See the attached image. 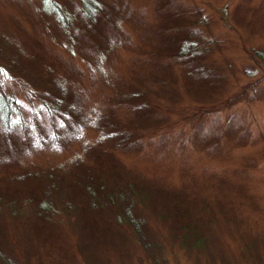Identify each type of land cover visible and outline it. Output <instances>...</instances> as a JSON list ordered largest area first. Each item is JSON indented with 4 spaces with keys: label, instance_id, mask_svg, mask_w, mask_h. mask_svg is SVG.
<instances>
[{
    "label": "rangeland",
    "instance_id": "374dc122",
    "mask_svg": "<svg viewBox=\"0 0 264 264\" xmlns=\"http://www.w3.org/2000/svg\"><path fill=\"white\" fill-rule=\"evenodd\" d=\"M53 1L73 14L67 30L45 0H0V63L16 55L24 74L0 79V93L14 94L25 124L13 144L0 125V264H264V70L249 54L264 49V0H96L92 23L81 0ZM194 29L204 52L189 74L169 41ZM49 74L66 81L79 118L99 114L132 142L84 124L62 148L32 146V128L57 124L32 113ZM49 173L62 180L55 198L80 197L83 176L172 201H139L142 237L107 209L85 223L40 216Z\"/></svg>",
    "mask_w": 264,
    "mask_h": 264
},
{
    "label": "trees",
    "instance_id": "16d2710c",
    "mask_svg": "<svg viewBox=\"0 0 264 264\" xmlns=\"http://www.w3.org/2000/svg\"><path fill=\"white\" fill-rule=\"evenodd\" d=\"M81 3L79 8L80 15H82L87 22L92 23L94 18L96 19L97 15L101 13L100 4L96 2V0H81ZM43 12L47 15L55 16L59 24H61L65 30H67L69 21H73V14L59 8L53 0H45ZM169 45L172 46V48L169 49L172 52V59L186 64L188 73H192L196 69V66L199 65L201 56L204 52L197 38V31L194 29L189 35L177 37L176 39L172 38L169 41ZM102 54L101 52L100 56H102ZM249 54L253 61L264 70V49H252ZM196 58L198 61L195 64L188 65L186 63V61H193ZM18 62H20L19 58L16 55H12L4 60V62L0 63V79H2L3 83L16 84V82L24 81V77L22 79L20 78L21 75H24L22 72L23 66H19ZM48 80L50 86H45V88L42 89L43 95L39 99L36 98L38 105L33 109L32 113L33 115H38L44 112L50 117L56 118L55 121L57 120V124L54 127L51 125V128L43 133H39L35 128H32L31 131L37 133L31 139L32 146L47 149L50 148L49 145H51L58 148L60 147L58 145L69 136L77 133L81 136V129L84 124L96 128H101L103 126V129L99 130H101V137L104 140L114 141L120 139L119 142L124 144L132 142L129 135H127V138L121 136L120 131H122V129L116 125L104 124L99 114L98 116L93 115L85 117L84 119L79 118L77 99L69 94L66 81L63 78L54 77L52 74L48 75ZM135 97L138 99L139 103L136 104V109L145 108L147 106L143 102L141 91H136ZM0 125L4 130H7L4 131V137L12 144L15 133L12 134L10 131L22 129L25 126L19 113L14 94H10V92L6 90L0 93ZM102 131L106 132L102 133ZM46 177L49 183L45 184L43 187L45 195L40 197L37 204V210L40 212L38 213L40 216L63 215L69 217L70 214H78L82 216V221L85 223L87 219L85 217L86 213H88L92 221H94L93 215L95 212H103L107 209L111 211L110 223L112 225L128 230L133 236L142 237L145 235L144 229H142L143 225H140L141 222L144 221V218L134 214V209L139 205L140 200L144 201V198H146L149 201L151 199L147 195H150V193L153 194L150 189L143 187L145 191L135 183H129L124 187L117 189L112 188L116 190L112 191L108 189L107 185L104 184V181L99 177L85 180L83 176H79V180L82 181L75 189L81 196L76 200H72V198H69L67 195L63 198H55V196H58V191L62 189L59 183L62 182V180L51 173L47 174ZM136 192H140V196H138ZM162 195L163 194L156 192L148 203H154L155 199L156 202L165 200L164 203L157 205V207H160L172 201L170 198H161L160 196ZM2 199L0 200V206L2 205ZM53 200L56 202L61 200V202L54 206ZM31 201H34L33 197ZM102 231L105 233V230Z\"/></svg>",
    "mask_w": 264,
    "mask_h": 264
}]
</instances>
